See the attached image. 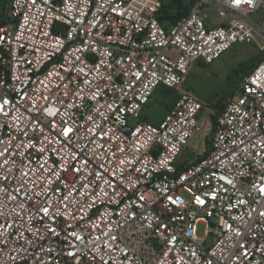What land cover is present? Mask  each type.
Wrapping results in <instances>:
<instances>
[{"label":"built area","instance_id":"1","mask_svg":"<svg viewBox=\"0 0 264 264\" xmlns=\"http://www.w3.org/2000/svg\"><path fill=\"white\" fill-rule=\"evenodd\" d=\"M166 1L9 0L0 264H264V0H193L169 28ZM238 43L261 61L183 164L204 105L185 92L159 125L141 113Z\"/></svg>","mask_w":264,"mask_h":264},{"label":"rangeland","instance_id":"2","mask_svg":"<svg viewBox=\"0 0 264 264\" xmlns=\"http://www.w3.org/2000/svg\"><path fill=\"white\" fill-rule=\"evenodd\" d=\"M182 4L190 7L191 0H181ZM172 0H167V4ZM9 1L4 5L0 4V12L7 10ZM5 7V8H4ZM264 17V12L260 17ZM257 49L249 44H235L230 50L223 53L211 64H195L185 76L181 86L177 89H167L163 86L157 88L149 104L141 113V121H146L153 125H159L165 116L175 105L180 94L191 92L192 95L200 101L204 107L198 114V119L203 126V131L195 135L179 157V162L190 164L198 157H201L211 140L213 128L211 120L215 118L213 112L217 114L218 105L226 97L237 95L239 82L235 77V72L239 69L247 70L254 60L260 58ZM206 226L200 224L198 236H205ZM215 238H207V245L211 246Z\"/></svg>","mask_w":264,"mask_h":264},{"label":"trees","instance_id":"3","mask_svg":"<svg viewBox=\"0 0 264 264\" xmlns=\"http://www.w3.org/2000/svg\"><path fill=\"white\" fill-rule=\"evenodd\" d=\"M7 1H9V0H7ZM5 3H6V0H0V4L4 5ZM193 3H194V1L191 0L190 7H186L182 4L181 0H172V2L169 4H167V1H166V3H164L163 8L158 15V19H159L160 23L165 28H169L170 26L174 25L176 22L181 20L183 17H185L189 13V10H190L191 6L193 5ZM3 14H4V12H0V20L2 19ZM260 61H261V58L254 60V63L252 65H250L247 70H244V71H242L241 69L237 70L235 72V74H236L235 77L237 78V81L240 82L244 76L249 75L254 70V68L258 65V63ZM224 100H223V102H224ZM223 102L220 104V106L219 105L217 106L219 110L222 108ZM213 122H215V118H213ZM208 146H209V142L207 143V147Z\"/></svg>","mask_w":264,"mask_h":264}]
</instances>
